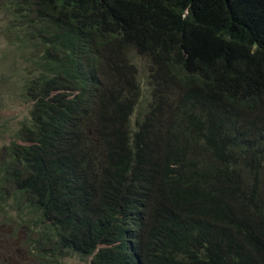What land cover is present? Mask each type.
Here are the masks:
<instances>
[{"label":"trees","instance_id":"1","mask_svg":"<svg viewBox=\"0 0 264 264\" xmlns=\"http://www.w3.org/2000/svg\"><path fill=\"white\" fill-rule=\"evenodd\" d=\"M3 6L31 107L0 150V201H23L41 246L264 264V0Z\"/></svg>","mask_w":264,"mask_h":264},{"label":"rangeland","instance_id":"2","mask_svg":"<svg viewBox=\"0 0 264 264\" xmlns=\"http://www.w3.org/2000/svg\"><path fill=\"white\" fill-rule=\"evenodd\" d=\"M5 0H0V150L11 142H19L16 131L20 123L29 116L31 105L25 101L23 84L25 82L24 57L26 50H19V44L12 39L14 32L11 30V18L3 6ZM139 74L145 79V60L137 58ZM136 115V113L134 114ZM133 115V116H134ZM7 204L0 201V240L12 246L10 253L16 255L19 251L27 252L24 258L28 264H89L91 256L80 258L75 254L58 256L56 250H51L47 244H39L40 232H45L41 227H29L28 222L37 220L35 215L26 210L23 201L20 203L11 198H6ZM4 200V201H5ZM2 249H5L2 248ZM13 261L6 257V262L0 259V264H12Z\"/></svg>","mask_w":264,"mask_h":264},{"label":"flooded vegetation","instance_id":"3","mask_svg":"<svg viewBox=\"0 0 264 264\" xmlns=\"http://www.w3.org/2000/svg\"><path fill=\"white\" fill-rule=\"evenodd\" d=\"M5 249H2L4 248ZM12 250V246L8 244V242L4 240H0V259L6 262V257L13 261L12 264H28L24 261V258L27 256V252H21L18 248H16V255H12L10 251Z\"/></svg>","mask_w":264,"mask_h":264}]
</instances>
